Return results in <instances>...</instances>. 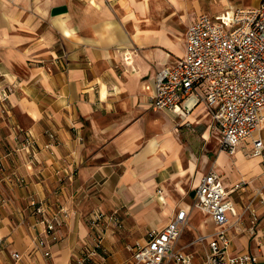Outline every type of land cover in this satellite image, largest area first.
<instances>
[{
	"label": "crops",
	"instance_id": "1",
	"mask_svg": "<svg viewBox=\"0 0 264 264\" xmlns=\"http://www.w3.org/2000/svg\"><path fill=\"white\" fill-rule=\"evenodd\" d=\"M258 3L0 0V84L8 87L6 99L0 100V116L8 115L15 123L10 130H0V161L11 168L0 172V198L4 201L0 204V238L5 248L0 252V264H69L73 252L85 241L86 216L95 208L121 216L129 230L145 231L136 240L140 242L148 231L164 227L178 209L187 211V224L199 217L194 229L198 236L214 230L205 212L195 205L192 209L180 205L172 193L178 192L176 181H169V173L178 170L177 158L186 170L189 160H195L194 155L187 157L184 166L183 126L207 118L213 121L202 105L185 116L152 108L153 79L157 71L184 55L187 27L199 14L216 16ZM151 109L162 111L164 120L152 117ZM214 128L220 142V133ZM167 132L175 139L177 158L167 159L159 152L154 159L148 151L149 141H161ZM255 136L264 142V125ZM25 138H30L29 146ZM250 147L247 142L237 149L244 153ZM231 156L233 159L234 154L226 151L218 156V169L228 182L218 173L240 218L231 229L232 249L234 253L249 251L257 255V264H264V156L252 170V184L234 171ZM11 172L24 176L27 185L13 184ZM196 172L193 187L185 194L194 195L193 200L207 171ZM238 181L245 185L232 191ZM158 187L168 196L166 211L156 200ZM234 193L240 199L232 197ZM33 201L44 202L52 211L63 206L67 212L61 216L60 240L52 245L51 258L35 249L34 238L42 225H35ZM252 213L257 220L250 230ZM241 228L244 232L235 233ZM181 234L175 246L192 253L195 261L201 260L208 239L199 241L197 236L192 244L201 248L196 253L179 246ZM107 244L118 248L117 242ZM11 252H17L20 260L16 262L11 254L10 259L7 253ZM118 263L114 256L93 264Z\"/></svg>",
	"mask_w": 264,
	"mask_h": 264
},
{
	"label": "built area",
	"instance_id": "2",
	"mask_svg": "<svg viewBox=\"0 0 264 264\" xmlns=\"http://www.w3.org/2000/svg\"><path fill=\"white\" fill-rule=\"evenodd\" d=\"M151 88L146 85V89ZM150 104L154 109H165L179 116L187 115L197 105H202L220 133V146L233 155L247 142V156H264V142L255 136L264 125V0L255 6L228 9L216 16L199 14L187 27L185 52L172 65L156 72L153 79ZM8 87L0 84V100H5ZM30 145V138L24 139ZM0 161V170L3 169ZM13 184L23 186L26 179L13 174ZM245 181L234 184L232 191L242 188ZM224 186L221 175L214 169L207 171L195 189L194 205L210 216L214 230L199 235L208 239L205 252L199 261L192 253L175 246L183 227L188 222L185 209H178L161 229L147 232L144 241L129 246L137 264H257V255L233 252L231 229L240 218ZM0 198V204H3ZM31 213L35 225H42L35 235V249L44 258H51V247L60 240L57 232L67 215L63 206L52 211L44 202L33 201ZM256 216L252 213L254 229ZM90 235L93 243L83 241L73 252L69 264H93V256L101 243L98 225L111 223L115 229L122 224L112 214L97 209L90 215ZM34 225V226H35ZM89 236V232L86 237ZM4 241L0 238V252ZM16 262L21 256L11 252Z\"/></svg>",
	"mask_w": 264,
	"mask_h": 264
},
{
	"label": "rangeland",
	"instance_id": "3",
	"mask_svg": "<svg viewBox=\"0 0 264 264\" xmlns=\"http://www.w3.org/2000/svg\"><path fill=\"white\" fill-rule=\"evenodd\" d=\"M244 2L246 4H251V0H244ZM197 109L198 107L196 108V110ZM150 114H152V117H158L161 120H164L163 113L160 110L156 111L151 109ZM14 127H15V123L8 117V115L0 116V130L3 129L10 130L11 128ZM183 128L184 130L182 131L183 133H181L182 134L181 140L184 145V149L181 152V157L184 161V166H186L187 157H191L192 155H194L195 160L197 161V171L201 170L202 172H205L214 169L220 174H223L222 176L225 182H228V178L225 176L224 171L218 169V167H214L215 159L220 155L222 149L220 146L218 133L214 128V125L211 123L210 118L195 122L192 125L185 124ZM2 139L3 141L6 142L7 146L10 148V143L8 142L6 136H2L1 140ZM204 159H207V161L205 162ZM229 159L232 162V156L229 157ZM230 161L228 160V163ZM229 165L233 167V165H231L230 163ZM10 169L11 168L6 166L3 169H1L0 172L5 173L8 172ZM11 175H13L12 172ZM192 182H193V178H190L188 176V178L186 177V179L181 183V188L183 192L172 191L173 195H175L176 200L179 201L181 206L191 207V209L194 206V200H193L194 195L189 194V196H187L185 194L192 189L193 187ZM26 185L27 183H25L22 187H25ZM248 186L249 184L247 185L246 191H248ZM262 188L264 187L262 186ZM232 197H237L238 199H240L239 194L236 193H234ZM167 198L168 196L166 195V199ZM97 209L106 212V214H108L109 212L113 213V211H105L100 208H95L87 214L86 223H87L89 236L85 238V241H90L91 243H93L92 234L97 235L98 233L93 231V233H91L90 235V226H91L90 215L94 210ZM195 213L198 212L195 211ZM115 216L121 221V223H123V226L120 228L119 231H116L115 233H111L110 230L114 228L111 223L101 222L98 225V229L100 231L101 243L97 248V254L93 256L94 261L98 260L99 263L101 262L105 263L109 257L112 258L115 256L119 260L118 264H137L133 257L132 251L129 250V246L132 245L134 241L141 238L145 231H138L136 229L129 230L125 226L124 220L121 218V216H118L117 214ZM200 217L201 219L204 218L202 214H200ZM196 222H200L198 216H195V218L191 219L189 223L186 225L184 231L181 234L180 243L178 244L181 247L185 246L186 248H188L187 250L191 252H194L196 250L195 252L198 253L200 252V250L198 249H200L201 246L198 245L196 246L192 244V242L195 239H197L198 236V232L197 233L194 232V229H196L195 226L197 225ZM238 231L239 232H235V233L240 234L244 232V229L241 228ZM108 242H110L112 245H114V243L117 242L118 248L110 247V245L107 244ZM7 256L10 257V253H7Z\"/></svg>",
	"mask_w": 264,
	"mask_h": 264
},
{
	"label": "bare ground",
	"instance_id": "4",
	"mask_svg": "<svg viewBox=\"0 0 264 264\" xmlns=\"http://www.w3.org/2000/svg\"><path fill=\"white\" fill-rule=\"evenodd\" d=\"M187 118L192 119L193 116H187ZM186 118V119H187ZM195 122V121H194ZM207 138V137H205ZM149 152L153 154V158L156 159L158 153H162L165 155L167 159H171L172 157H176L175 155V139L173 137V134L170 132L166 133V137L159 141L157 138H152L149 141ZM221 153L224 154V151L221 150ZM177 158V157H176ZM261 159L260 155H255V156H247L245 155L241 150L237 149L234 152V156L232 159V163L234 165V171L238 172L240 177L242 179H245L248 181V183L252 184L253 180L251 177L252 170L256 169L257 165L256 163ZM220 159L217 157L214 162V167H218L220 165ZM177 165H178V170L176 172H170L169 173V181L175 182L176 181V186L178 188L179 192H183L181 188V183L188 178L193 177V179L196 178L195 172L197 171V165L195 163V160L190 159L189 160V170H186L182 162L179 158H177ZM201 171H198V174H200ZM159 191L156 193V200L160 204L161 208L166 211V197L165 193L162 187H158Z\"/></svg>",
	"mask_w": 264,
	"mask_h": 264
}]
</instances>
